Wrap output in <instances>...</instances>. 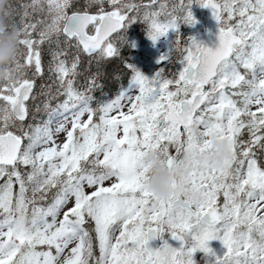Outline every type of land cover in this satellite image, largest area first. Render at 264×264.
<instances>
[{"label": "snow or ice", "instance_id": "6c2138e0", "mask_svg": "<svg viewBox=\"0 0 264 264\" xmlns=\"http://www.w3.org/2000/svg\"><path fill=\"white\" fill-rule=\"evenodd\" d=\"M194 4L218 24L214 50L194 37L181 48L180 26L198 23ZM23 8L11 82L0 83V264H196L197 252L207 264H264V0H176L170 11L160 0ZM137 22L153 45L176 35L159 71L148 78L127 64L130 82L110 99L94 97L95 76L79 89L81 56L115 57L116 41L134 48L126 33ZM46 44L55 80L36 93L25 69L43 77ZM212 139L229 144V170L199 166ZM149 154L168 170L191 158L186 182L173 188L195 199H154Z\"/></svg>", "mask_w": 264, "mask_h": 264}, {"label": "clouds", "instance_id": "9594fccd", "mask_svg": "<svg viewBox=\"0 0 264 264\" xmlns=\"http://www.w3.org/2000/svg\"><path fill=\"white\" fill-rule=\"evenodd\" d=\"M9 0H0V83L11 82V73L6 71V66L12 62L18 45L17 28L10 22V16L5 15ZM211 152L206 156H197L196 160L201 168L212 167L217 170H229L233 156L229 144L223 140L212 139ZM191 158L185 157L177 166L170 170L161 167L155 154H149L144 160V166L149 170L151 178L146 184V191L159 201L167 203L174 198L191 196L194 200L195 193H188L183 188H173V184L186 182Z\"/></svg>", "mask_w": 264, "mask_h": 264}, {"label": "rangeland", "instance_id": "374dc122", "mask_svg": "<svg viewBox=\"0 0 264 264\" xmlns=\"http://www.w3.org/2000/svg\"><path fill=\"white\" fill-rule=\"evenodd\" d=\"M136 3H140L141 0H135ZM144 3H147L148 0H143ZM160 2H166L168 4V11L171 10V5L176 2V0H160ZM158 8V6H156ZM196 12H197V25H199V21L201 20L200 16V7H195ZM164 17L162 16L161 19ZM138 23V22H137ZM137 23L132 24L127 31V39L130 37V34H135V32H141L142 36L139 39V41L136 39L135 41V48L133 55L131 56V63L137 70H139L143 75H145L148 78H152L157 71L161 68V65L157 63L158 59L160 58L161 55H165L169 52V50L173 47L174 42L176 40V35L173 32H169L167 35V38H161L155 45H153V42L147 37L146 35V30L147 26L143 24L142 22L137 25ZM194 27H190L187 25H181L180 26V34L182 36V41H181V47L184 43V41L188 38L191 37V35H194L193 33L196 32L194 31ZM120 41H116V44H120ZM180 57V52H174L172 56V64L169 65L167 71L165 72V75H169L170 73L175 71L177 66H178V60ZM169 71V72H168ZM31 75L33 73L29 72ZM49 77V74H48ZM45 81L44 78L40 80L38 83V91L36 93L40 92L41 88V82ZM53 82V81H52ZM45 85V84H44ZM46 118V117H45ZM60 139H63V136L60 137ZM2 183V181H0ZM168 236L165 234V239H167ZM160 243H162L159 240ZM209 247L213 249V251L216 253L217 256H220L224 252L223 245L221 244L220 241L215 240L211 241L209 243ZM200 253V256L198 259L195 258L194 260L196 261V264L201 263V264H207V261L211 260V257H205L203 253ZM196 253V254H197Z\"/></svg>", "mask_w": 264, "mask_h": 264}, {"label": "trees", "instance_id": "16d2710c", "mask_svg": "<svg viewBox=\"0 0 264 264\" xmlns=\"http://www.w3.org/2000/svg\"><path fill=\"white\" fill-rule=\"evenodd\" d=\"M132 35L130 34L128 38L129 44L132 42ZM117 47L119 53L115 57L99 61L95 59L93 62L83 60L79 65L80 75L76 78L77 85L84 89L89 79L95 76L97 85L101 86L97 87L93 93L97 101L114 98L119 90L122 87L126 88L130 82L132 73L126 65H132L131 56L134 49L123 42L117 44ZM258 158L259 162L264 164V153H258Z\"/></svg>", "mask_w": 264, "mask_h": 264}, {"label": "water", "instance_id": "95a60500", "mask_svg": "<svg viewBox=\"0 0 264 264\" xmlns=\"http://www.w3.org/2000/svg\"><path fill=\"white\" fill-rule=\"evenodd\" d=\"M215 20L212 17V13L209 9H207V23L205 26V30L201 33H199L195 39L202 43L204 46H207L208 48H212L213 50L218 45V27L213 25V22ZM169 243L173 247H179V243L176 241L169 240ZM150 247L153 249L158 248L157 246V240L150 242Z\"/></svg>", "mask_w": 264, "mask_h": 264}, {"label": "flooded vegetation", "instance_id": "af4514ba", "mask_svg": "<svg viewBox=\"0 0 264 264\" xmlns=\"http://www.w3.org/2000/svg\"><path fill=\"white\" fill-rule=\"evenodd\" d=\"M31 0H11V16H10V21L14 25H19L21 15L24 11L23 6L25 4H29ZM44 47V46H43ZM47 53V50L43 49V56H45ZM244 139H247V135H245ZM198 257V253L195 254V258Z\"/></svg>", "mask_w": 264, "mask_h": 264}]
</instances>
